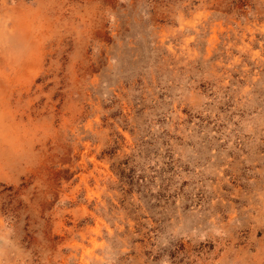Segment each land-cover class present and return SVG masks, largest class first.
I'll return each instance as SVG.
<instances>
[{
  "label": "rangeland",
  "instance_id": "374dc122",
  "mask_svg": "<svg viewBox=\"0 0 264 264\" xmlns=\"http://www.w3.org/2000/svg\"><path fill=\"white\" fill-rule=\"evenodd\" d=\"M0 264H264V0H0Z\"/></svg>",
  "mask_w": 264,
  "mask_h": 264
}]
</instances>
